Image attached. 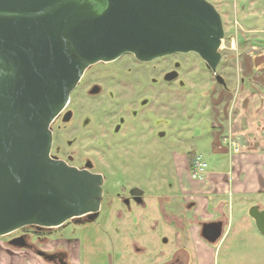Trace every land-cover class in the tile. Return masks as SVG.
Masks as SVG:
<instances>
[{"label": "rangeland", "instance_id": "rangeland-1", "mask_svg": "<svg viewBox=\"0 0 264 264\" xmlns=\"http://www.w3.org/2000/svg\"><path fill=\"white\" fill-rule=\"evenodd\" d=\"M209 1L223 17L225 37L218 73L225 78L228 91H223L216 75L194 53L146 63L134 61L128 54L112 64L92 67L71 93L69 108L76 112L75 118L52 125L59 143L66 145L71 140L69 151L89 157L94 168L106 175L108 199H104L98 219L71 231L74 226L69 225L65 233L57 228L50 234L57 238L56 245L61 243V236L75 238L66 244L72 254L79 252L81 264H154L168 260L177 249L178 239L177 229L169 221L177 217L186 223L189 215L188 198L179 192V156L188 161L189 152L202 154L212 168L225 156L214 151L213 134L220 131L223 137L229 135V120H234L237 109L228 115L225 110L234 106L238 89L248 84L264 92V0ZM119 67H128L121 81L105 74L99 78L103 93L95 97L85 94L92 70L107 73ZM171 68L177 69L178 76L167 82L162 76ZM249 73L253 78L244 83L242 76ZM92 121L97 132L91 128ZM218 122L222 131L219 124L214 126ZM230 138L222 140L223 145L228 146ZM121 185L144 190L145 205L133 202L126 209L120 200L111 204L110 195L117 190L123 193ZM254 200L264 205V196ZM225 230L228 232L219 242H209L217 248L212 260L215 264H264L261 232L258 238L248 237L252 249L244 250L243 239L233 229ZM7 237H0V249H5Z\"/></svg>", "mask_w": 264, "mask_h": 264}, {"label": "water", "instance_id": "water-1", "mask_svg": "<svg viewBox=\"0 0 264 264\" xmlns=\"http://www.w3.org/2000/svg\"><path fill=\"white\" fill-rule=\"evenodd\" d=\"M224 37L209 0H0V236L98 217L104 175L51 154L53 122L90 66L194 51L227 86L217 73ZM250 215L264 235V208ZM223 228L204 222L201 236L215 243Z\"/></svg>", "mask_w": 264, "mask_h": 264}, {"label": "crops", "instance_id": "crops-1", "mask_svg": "<svg viewBox=\"0 0 264 264\" xmlns=\"http://www.w3.org/2000/svg\"><path fill=\"white\" fill-rule=\"evenodd\" d=\"M246 76H242L244 83L253 78L250 73ZM233 108L237 109L236 117L231 122L229 120L228 136L236 131L234 138L243 143L242 147L245 149L240 153L230 151L222 143V140L227 141L229 137H223L220 131L214 132V151L219 156H225L223 159L219 158L212 168H208L202 179L192 178V160L185 161L179 156V192L185 200L189 199L186 200L189 209L188 221L183 223L179 218L172 217L169 222L177 229V249L168 260L154 264H164L176 258L179 259L175 260L176 264H215L212 260L217 248L209 245L201 236V225L204 222L223 221V234L217 242L228 232L226 227L233 229L243 239L244 250L252 249L253 242H248V237L249 240L258 238L260 231L254 229L258 227L250 215V209L253 205L264 208V205L254 200L255 196H264V92L248 84L242 85L238 89L234 106H227L226 114L231 113ZM218 124L222 131V123H215L214 126ZM78 253L77 251L76 255H71L68 264H81L77 259ZM0 264L55 263L32 251L15 249L9 254L2 253Z\"/></svg>", "mask_w": 264, "mask_h": 264}, {"label": "flooded vegetation", "instance_id": "flooded-vegetation-1", "mask_svg": "<svg viewBox=\"0 0 264 264\" xmlns=\"http://www.w3.org/2000/svg\"><path fill=\"white\" fill-rule=\"evenodd\" d=\"M187 53L196 54L197 57H200L203 60V63L208 68V70L210 72H213L207 66L206 61L197 52L191 51V52H187ZM128 54L131 56L130 59H132L134 61H139L141 63L150 62V61L139 60L133 53H125L113 61H108V62L101 61V62H98V63L90 66L85 71L80 82L87 75V72L90 69H92V67L96 66L97 64H101L102 66L104 64H112V63L116 62L117 60H119L124 55H128ZM175 54H184V52H177V53H174L171 55H166V56H172ZM163 57H165V56L158 57V58H163ZM220 63H219V65H220ZM176 65L179 66L178 64H176ZM219 65H218V67H219ZM126 69H128V67H126V68H120L119 67V69L115 68L114 70L112 69L109 72L106 71L107 73H105L104 72L105 70L103 71V69L92 70V72H94V75L89 80V82H91V83L86 87L85 94L90 96V97L100 96L103 93L104 88H103V85H101V83L99 82V80H100L99 78H102V76L107 74V75H111V76L116 77L117 80H120L121 75H123L125 73ZM176 72L178 73L177 69L171 68L164 73V75L162 76V79H164L165 81L168 82L169 79L167 77H175ZM213 73L216 75L215 72H213ZM217 73H218V68H217ZM159 75H161V71L159 72ZM177 76H178V74H177ZM93 89H95L94 92H93ZM223 89H224L223 90L224 92L228 91L227 86L223 85ZM111 94H112L111 96L115 97V91L114 90L113 91L111 90ZM152 100H153V98H152ZM70 102H71V98H70V101H69L67 107L59 114V116L55 119L53 124L56 121H60L62 123H68V122H71L73 120V118H75L76 112L69 108ZM142 109H145V105L141 107V110ZM121 118L122 117H120V120H121ZM83 124H84V120L82 121V126H83ZM90 125H91V128L94 126L93 129H96L95 132H97L98 129H97V126L95 124V121H92V123ZM120 127H121V125H120ZM120 127L118 128V130L121 129ZM52 130H53V143H52V148H51V154L54 157L61 159V160H64L67 163L74 165V166H77L79 168H89L91 171L102 173L104 175V182L106 181L105 173L102 170L95 169L93 166V162L90 160L89 157H86L82 154L79 156L73 155L71 153V151H69V147H70L69 144L71 143V140H67L66 145H63V143H59L58 136L55 133V130L53 128H52ZM103 187H104V185H103ZM120 187H121V189H123V193L120 190L119 191L117 190L116 193H113L112 195H110L109 202L111 204L114 203L116 200H120L121 203L124 205V208H126V209H127V207H130L133 202L135 204L145 205V203H144V196H145L144 190L141 189L143 191V193H142V195L138 196V195H134L132 193V190L135 188V186L126 187L125 185H121ZM107 194H108V190H105V188H104L102 203H103L104 199H105V201H106V199H108ZM102 210H103V208L101 205V209H100L98 217L100 216ZM98 217L94 221H96L98 219ZM86 219H87L86 217L82 218L81 222H76L75 220H68L62 226L56 227V228H40V227H36V226H25V227L19 228L17 230H14V231L6 234V235H3V236H8V237L6 239L5 249H3V248L0 249V256L2 253H7V254L12 253L13 250H15V249H25V250L33 251L34 253H36L38 255H40L39 254L40 251H44V252H47L49 254V257L45 258L46 260L53 261L55 264H68L69 260L71 259L72 252L66 243H67V241L74 240L75 238L70 239V237L61 236L60 237V239L62 240L61 243L59 245H56L55 242H56L57 238H51L50 234L53 233V231L56 230L57 228H61L62 231H64V233H65V232L69 231V229H68L69 225L74 226V227H71V229H70V231H71V230H74L75 228L83 227L85 225H88L89 223L94 222V221H87ZM175 260H179V259L176 258ZM175 260L172 259L170 261L165 262L164 264H176Z\"/></svg>", "mask_w": 264, "mask_h": 264}, {"label": "built area", "instance_id": "built-area-1", "mask_svg": "<svg viewBox=\"0 0 264 264\" xmlns=\"http://www.w3.org/2000/svg\"><path fill=\"white\" fill-rule=\"evenodd\" d=\"M236 134H232L230 141L228 143V148L230 151L234 153H239L241 152L242 146L240 143L235 141L236 139L234 138ZM208 169V163L203 157L202 154L196 153L194 158L192 159V164H191V173L194 178L202 179Z\"/></svg>", "mask_w": 264, "mask_h": 264}, {"label": "trees", "instance_id": "trees-1", "mask_svg": "<svg viewBox=\"0 0 264 264\" xmlns=\"http://www.w3.org/2000/svg\"><path fill=\"white\" fill-rule=\"evenodd\" d=\"M194 155H195V153L193 151L188 153L189 161H191V159H193Z\"/></svg>", "mask_w": 264, "mask_h": 264}]
</instances>
